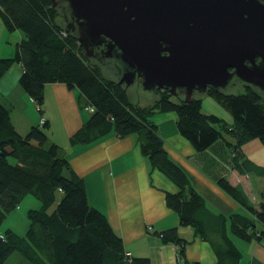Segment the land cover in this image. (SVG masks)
<instances>
[{
    "label": "trees",
    "instance_id": "1",
    "mask_svg": "<svg viewBox=\"0 0 264 264\" xmlns=\"http://www.w3.org/2000/svg\"><path fill=\"white\" fill-rule=\"evenodd\" d=\"M0 17L8 31L23 33L13 56L0 58V78L13 63H19L23 68L19 84L39 110L44 87L53 82L64 83L70 89L76 87L81 105L93 108L89 119L71 137L74 143L111 132L119 137L135 135L150 168L177 187L175 193L165 194V200L177 215L178 224L193 227L203 240L211 242L208 221L210 217L216 219V264H238L241 257L226 233V225L240 239L264 243V199L252 205L239 187L218 174L213 176L216 185L250 215L211 213L188 175L170 158L155 121L157 113L172 111L178 132L196 152H204L224 139L232 167L243 172L244 166L263 175V166L242 160L240 154L242 146L253 139L264 143V99L258 89L243 85L244 90L238 93L206 90L203 95H209L228 111L230 123L219 115L202 112V96L185 102L183 96L158 90L152 104L142 105L132 101L117 78L106 75L104 65L86 56L74 34L65 31L52 0H0ZM46 130L44 123L20 135L11 123L10 107L0 101V225L26 195L40 202L38 208L27 210L28 227L23 235L11 228L0 231V264L13 252L28 264H150L147 257H134L126 251L107 217L88 203L82 179L60 147L49 141ZM155 234L161 242L177 246L178 260L200 264L186 259L188 242L179 237L176 226Z\"/></svg>",
    "mask_w": 264,
    "mask_h": 264
},
{
    "label": "crops",
    "instance_id": "2",
    "mask_svg": "<svg viewBox=\"0 0 264 264\" xmlns=\"http://www.w3.org/2000/svg\"><path fill=\"white\" fill-rule=\"evenodd\" d=\"M5 31L10 32L0 17V34L5 35ZM10 33H16L17 39L14 45L7 39L0 42V58L12 57L16 42L23 37L19 30ZM22 71L19 63H13L0 78V101L10 107L11 123L20 135H25L32 126L42 125L40 120L44 119L49 141L60 147L82 179L88 203L107 217L126 251L134 257H147L150 264H185L177 258V246L161 242L155 234L176 226L179 237L188 242L185 256L189 262L216 264L213 249V246H219L214 229L216 219L210 217L208 221V230L212 228L211 242L203 240L193 227L178 224L177 215L165 200V194L175 193L177 187L161 172L150 168L135 135L119 137L111 132L74 143L71 137L89 119L93 108L81 105L76 87L70 89L64 83L53 82L45 85L44 101L39 110L19 84ZM219 116L231 122V116ZM155 121L170 158L188 175L211 213L250 215L244 206L216 185L213 176L218 174H224L232 185L239 187L252 205L257 206L264 199V174L257 175L253 169L244 166L243 172L232 167L224 139L199 153L178 132L174 112L157 113ZM225 137L227 141H233L231 136ZM240 154L242 160L264 167V143L260 140L253 139L244 144ZM226 233L241 253L238 264H264L262 240L240 239L230 232L229 225H226Z\"/></svg>",
    "mask_w": 264,
    "mask_h": 264
},
{
    "label": "water",
    "instance_id": "3",
    "mask_svg": "<svg viewBox=\"0 0 264 264\" xmlns=\"http://www.w3.org/2000/svg\"><path fill=\"white\" fill-rule=\"evenodd\" d=\"M87 57H117V83L145 91L226 92L234 80L264 99L261 0H52ZM122 72H119L122 70Z\"/></svg>",
    "mask_w": 264,
    "mask_h": 264
},
{
    "label": "rangeland",
    "instance_id": "4",
    "mask_svg": "<svg viewBox=\"0 0 264 264\" xmlns=\"http://www.w3.org/2000/svg\"><path fill=\"white\" fill-rule=\"evenodd\" d=\"M5 35L0 34V42L3 43L6 39L11 40L14 45L17 37L16 33H10L5 31ZM6 35H11L6 38ZM1 45V44H0ZM2 50V49H1ZM1 55V54H0ZM104 72L109 77L116 79L118 78L115 73L114 67L111 64L109 66L104 65ZM243 84L238 80H234L231 85L226 88V92L238 93L242 92ZM129 95L133 102L140 103L142 105L152 104L154 100L157 99V94L153 91H145L139 86L137 83H133L127 88ZM202 96V112L204 113H212L215 115H225L227 118L230 117V114L224 107H222L217 101H215L209 95H201ZM221 117V116H220ZM40 206V202L31 194L26 195L19 202L18 206L13 208L4 218L3 222L0 225V231H4L7 228L13 229L20 235H23L28 227V219H27V210L31 208H38ZM55 204L51 207L54 208ZM4 264H28L25 262L18 252H13L5 261Z\"/></svg>",
    "mask_w": 264,
    "mask_h": 264
},
{
    "label": "flooded vegetation",
    "instance_id": "5",
    "mask_svg": "<svg viewBox=\"0 0 264 264\" xmlns=\"http://www.w3.org/2000/svg\"><path fill=\"white\" fill-rule=\"evenodd\" d=\"M103 63H104V65H107V66H109V64H111L112 65V67H115V66H118L119 65V60H118V58L117 57H112V58H107V59H104L103 60ZM123 71V69L122 70H120L119 72H122ZM119 78V77H118ZM117 78V79H118ZM134 83H137V84H139V86H140V83L135 79V82ZM129 88V87H128ZM208 89V88H207ZM206 89V90H207ZM159 90V89H158ZM157 90V91H158ZM161 90H166V89H161ZM156 91V92H157ZM179 93V95L180 96H183V92L182 91H179L178 92Z\"/></svg>",
    "mask_w": 264,
    "mask_h": 264
},
{
    "label": "built area",
    "instance_id": "6",
    "mask_svg": "<svg viewBox=\"0 0 264 264\" xmlns=\"http://www.w3.org/2000/svg\"><path fill=\"white\" fill-rule=\"evenodd\" d=\"M40 123H41V124H43V123H44V119H43V118L40 120Z\"/></svg>",
    "mask_w": 264,
    "mask_h": 264
}]
</instances>
